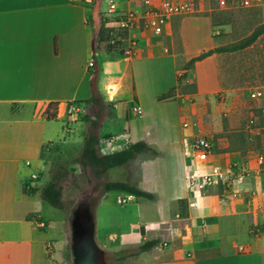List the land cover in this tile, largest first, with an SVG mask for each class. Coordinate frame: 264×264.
<instances>
[{
    "label": "crops",
    "instance_id": "0c3cea01",
    "mask_svg": "<svg viewBox=\"0 0 264 264\" xmlns=\"http://www.w3.org/2000/svg\"><path fill=\"white\" fill-rule=\"evenodd\" d=\"M163 1L149 0V6ZM195 3L194 12L171 16L161 34L142 27L137 50L126 55L98 44L102 19L112 28L121 14L143 13L145 0H0V264H65L70 228L60 236L42 232L51 225L42 215L45 201L26 193V184L33 190L45 185L44 149L61 148L52 141L58 133L50 123L63 121L72 131L79 121L67 105L84 106L90 97L93 54L99 90L111 106L100 145L109 138L116 150L138 141L150 147L128 164L139 166L130 183L154 197L130 200L160 216L146 220L149 228L138 222L140 241L124 247L159 243L139 253L135 264H264V138L239 123L241 98L221 76L222 53L185 70L192 57L218 47L210 17L200 14L206 1ZM172 87L173 98L157 100ZM225 91L226 104L218 101ZM50 103L57 104L55 119L46 117ZM132 105L141 107L140 116ZM198 136L214 144L205 160L192 150ZM216 169L224 174L218 183L198 189L189 180ZM32 173L40 178L30 181ZM109 192L100 194L99 204H122L124 193Z\"/></svg>",
    "mask_w": 264,
    "mask_h": 264
},
{
    "label": "rangeland",
    "instance_id": "374dc122",
    "mask_svg": "<svg viewBox=\"0 0 264 264\" xmlns=\"http://www.w3.org/2000/svg\"><path fill=\"white\" fill-rule=\"evenodd\" d=\"M205 1L206 9L200 14L210 17L212 33L217 38L218 46L239 41L248 36L257 25L264 22V18L261 15L264 4L246 7L241 3V0ZM193 2L196 7L195 0ZM106 6L107 3L103 1V9H107ZM122 34L123 31L117 24L113 25L109 29L108 40L101 44L102 47L106 49L110 45L113 49L122 52V42H111V39L117 38ZM219 61L223 80L226 84L232 85L226 87H234L241 100L243 99V103L240 102L241 100H236V105L240 114L239 123L244 125L247 118L256 114L260 115V110L257 108L258 103L249 100L247 91L253 86L264 84V34L259 36L251 46L243 50L222 53ZM223 94L228 99L227 92L225 91ZM227 99L222 101L219 98L218 101L226 104ZM78 108L76 115L79 121L72 125V131L68 130L69 125L63 121H52L50 123L53 125L55 132L58 133V136H55L52 141L58 143L61 148L58 145L45 147L42 157L45 165L43 173L46 175V180L43 179L42 184H46L53 176L58 175V183L62 187L61 200L63 208L59 209L47 202H42V215L51 222V225L47 229L42 230V232H46L51 236H60L63 227L69 230L70 221L75 214L85 213L94 224V237L102 250V263L135 264L138 254H133V252L137 251L138 246H124L140 241L141 238L137 228L138 222L149 228V225L145 224L146 220L156 219L160 214L152 212L145 207L139 206L138 208L135 200H128L122 204H99L101 186L104 180L116 179L131 182L135 173H138L139 166L137 161H133L121 168L119 167V169H117L118 167L111 169L101 175L100 178H96L90 171H84L79 164L70 161V156L78 155L86 129V123L80 120L82 119L84 106L81 105ZM260 122L262 125L264 124V117L261 118ZM69 136L70 138H68ZM65 139L66 141L68 139L71 140L70 148H67ZM106 141H109V138L105 139ZM262 142L259 139L256 146H262ZM101 146L105 147V145L101 144L100 148ZM115 150L113 149L112 152ZM100 152L109 153V150L103 151L100 149ZM35 162L38 164V168L42 167L41 160ZM38 178H40V175ZM147 183V186L153 189V179L150 178ZM143 185L146 184L143 183ZM115 193L110 191L109 196L114 197ZM143 202L148 201L144 200ZM70 245L71 235H69L67 247L70 248ZM122 247L127 248L128 251L117 254L116 252L123 249ZM120 256L124 257V259L119 258ZM65 260L63 261L65 264H72L71 256H67Z\"/></svg>",
    "mask_w": 264,
    "mask_h": 264
},
{
    "label": "trees",
    "instance_id": "16d2710c",
    "mask_svg": "<svg viewBox=\"0 0 264 264\" xmlns=\"http://www.w3.org/2000/svg\"><path fill=\"white\" fill-rule=\"evenodd\" d=\"M105 19H102V24L99 30L98 44L108 40L109 29L105 26ZM264 34V22L260 23L255 27V29L246 37L240 39L239 41L232 42L227 45L218 46L201 52L200 54L192 57L184 66L185 70L192 68L193 64L202 60L203 58L213 54V53H227L236 52L243 50L251 46L259 36ZM112 46L108 45L106 50H112ZM96 57L93 54V65L90 68V97L84 101V112L82 115V121L86 123V129L83 136V144L80 148L78 155L70 156V161L77 163L81 166L84 171H90V173L96 177L100 178L111 169L125 166L128 162L133 160L139 153L147 152L150 147L144 141H138L135 143H128L126 147L121 150H116L111 153L100 152V129L102 127L103 121L107 116L111 114V106L106 104L103 100L101 92L98 86V74L99 68L96 62ZM186 78L185 73L178 77V81L182 82ZM192 85L190 84L191 87ZM175 96V88L172 87L168 91L161 93L157 96V100L163 101L171 99ZM57 104L50 103L48 105V119H55L56 117ZM58 175L53 176V178L47 182L44 186L37 188L36 190L30 189L26 190V193H39L40 198L45 202L49 203L51 206L62 209V187L58 183ZM109 191H118L122 193H127L135 197H142L146 199H153V194L141 189L136 184L130 183L124 180H104L101 186V193ZM183 200H181L182 204ZM159 243L158 239H151L144 241L141 245L137 247V251L133 254H139L141 252L148 251L155 247ZM67 256H71L70 248L68 247ZM127 248L120 249L116 253H126ZM119 258L124 259L120 256Z\"/></svg>",
    "mask_w": 264,
    "mask_h": 264
},
{
    "label": "built area",
    "instance_id": "2783aa9c",
    "mask_svg": "<svg viewBox=\"0 0 264 264\" xmlns=\"http://www.w3.org/2000/svg\"><path fill=\"white\" fill-rule=\"evenodd\" d=\"M145 3L148 7L143 13L129 11L119 15L117 19L116 24L123 31V34L117 38L111 39V42H122L123 46L121 45V48L126 55H133L137 50L140 42V31L142 27L150 28L155 34H161L163 25L171 16L189 14L195 10L193 0H164L161 5L157 7L149 6V0H145ZM241 3L246 7H253L264 4V0H241ZM110 9L111 11L115 10L113 3L110 4ZM92 65V61L88 63V66L90 67ZM218 97L222 101L227 99L223 92H220ZM247 97L249 100L258 103L257 108L260 110V115L256 114L247 118L245 122V130L251 135H259L264 138V124L262 125L260 122L261 118L264 117V84H259L249 88L247 91ZM78 110V106L73 103L67 105L68 113L77 112ZM131 110L134 115L140 116L142 114V109L139 105H132ZM188 125V121L183 122V126ZM104 145L105 147L101 146L100 148L103 151L109 150V153H111L112 150L115 149V146L111 144L110 140L106 141ZM191 146L195 155L201 160H205L207 156L212 154L214 151L213 142L205 136L196 137ZM258 159L262 161L263 155H259ZM38 176V173H32L30 181L37 180ZM223 177L224 174L216 169L212 173H206L200 176H196V174L193 173L189 176V180L195 188L202 189L211 184L218 183ZM31 188L32 184L30 182L26 184L27 190ZM130 199L131 195L124 193L122 196L118 197V202L125 203ZM50 246L51 244H48V247Z\"/></svg>",
    "mask_w": 264,
    "mask_h": 264
},
{
    "label": "water",
    "instance_id": "95a60500",
    "mask_svg": "<svg viewBox=\"0 0 264 264\" xmlns=\"http://www.w3.org/2000/svg\"><path fill=\"white\" fill-rule=\"evenodd\" d=\"M72 264H103L102 250L94 237V224L85 213H77L70 221Z\"/></svg>",
    "mask_w": 264,
    "mask_h": 264
}]
</instances>
